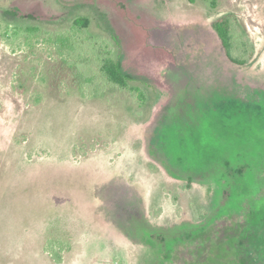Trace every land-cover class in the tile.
<instances>
[{
  "label": "rangeland",
  "instance_id": "1",
  "mask_svg": "<svg viewBox=\"0 0 264 264\" xmlns=\"http://www.w3.org/2000/svg\"><path fill=\"white\" fill-rule=\"evenodd\" d=\"M228 13L244 66L210 27ZM103 58L144 104L83 81ZM81 236L86 264H264V0H0V264L34 239L62 263Z\"/></svg>",
  "mask_w": 264,
  "mask_h": 264
},
{
  "label": "trees",
  "instance_id": "2",
  "mask_svg": "<svg viewBox=\"0 0 264 264\" xmlns=\"http://www.w3.org/2000/svg\"><path fill=\"white\" fill-rule=\"evenodd\" d=\"M1 15L4 19H14L18 17V11L16 9L7 10L3 11ZM90 23L88 17L77 16L69 22V29L73 36L66 38L65 35H62V44L66 45L68 50L76 55L73 59L79 58L81 50L83 51L84 46L79 35L90 26ZM210 27L219 41L226 60L236 66L246 65L252 56L253 48L237 24L235 16L231 13L224 14L213 20ZM36 29L37 27H28L26 32L33 34ZM110 36L117 43L115 35L110 34ZM75 66L77 71L81 73L83 81L96 88L95 91L97 89L103 90V88L118 91L126 90L133 92L135 98L142 104L146 101L144 90H148L147 86H144L143 83H137L136 78L125 72L121 67L120 59L103 58L100 61L76 62ZM203 217L204 215L200 216L199 219Z\"/></svg>",
  "mask_w": 264,
  "mask_h": 264
},
{
  "label": "crops",
  "instance_id": "3",
  "mask_svg": "<svg viewBox=\"0 0 264 264\" xmlns=\"http://www.w3.org/2000/svg\"><path fill=\"white\" fill-rule=\"evenodd\" d=\"M79 239L81 242H79L80 246L77 247L78 252L77 251L73 252V254H71L72 258L69 257L66 261L64 260L62 263L60 262V260L56 261L55 258L50 257V254L47 251H45L44 248L42 251L39 241L38 240L35 241V239L33 240L32 244L30 243L28 252L25 253L22 259H18V260L20 261V264H86L84 263V260L92 259V258L87 257V253H86V249L88 247V241L87 239H85L84 236H81ZM101 239H102V242L104 243V250H103V253L102 251L98 252L99 255L97 256H100V255L104 257L105 255L109 256L104 252L113 251L115 249V240L110 239V238H101ZM105 242H107L108 244H105ZM58 249H59V252H62L61 247H58ZM97 256L94 257L93 259H97Z\"/></svg>",
  "mask_w": 264,
  "mask_h": 264
}]
</instances>
